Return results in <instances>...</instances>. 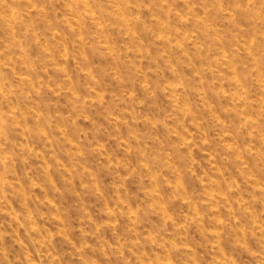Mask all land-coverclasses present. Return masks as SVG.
Here are the masks:
<instances>
[{"label": "rangeland", "instance_id": "374dc122", "mask_svg": "<svg viewBox=\"0 0 264 264\" xmlns=\"http://www.w3.org/2000/svg\"><path fill=\"white\" fill-rule=\"evenodd\" d=\"M0 264H264V0H0Z\"/></svg>", "mask_w": 264, "mask_h": 264}]
</instances>
